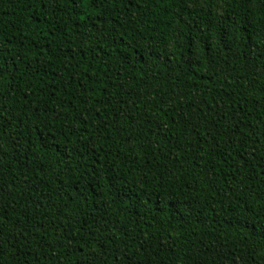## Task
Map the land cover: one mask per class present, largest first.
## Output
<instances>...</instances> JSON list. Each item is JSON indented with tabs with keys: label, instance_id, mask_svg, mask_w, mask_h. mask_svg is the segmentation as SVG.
<instances>
[{
	"label": "trees",
	"instance_id": "16d2710c",
	"mask_svg": "<svg viewBox=\"0 0 264 264\" xmlns=\"http://www.w3.org/2000/svg\"><path fill=\"white\" fill-rule=\"evenodd\" d=\"M0 264H264V0H0Z\"/></svg>",
	"mask_w": 264,
	"mask_h": 264
}]
</instances>
